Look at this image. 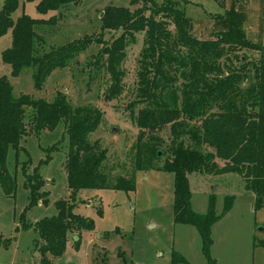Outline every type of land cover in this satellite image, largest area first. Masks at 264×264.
I'll return each mask as SVG.
<instances>
[{
	"label": "trees",
	"instance_id": "1",
	"mask_svg": "<svg viewBox=\"0 0 264 264\" xmlns=\"http://www.w3.org/2000/svg\"><path fill=\"white\" fill-rule=\"evenodd\" d=\"M78 1L37 0L35 8L38 14H44L50 10L59 11L67 4ZM128 1L131 4L140 2V5L132 10L121 5L104 6L100 29L120 28V31L107 43L103 42L98 54L101 60H96L113 78L108 92L112 96L118 86L120 71L117 65L124 56L127 36L130 39L135 32L143 31L136 72V95L142 105L134 115L136 125L150 130L169 123L173 139L178 138L183 128L195 144L203 143L213 148L200 150L178 139L171 146L170 158L162 163V169L171 171L173 175L172 219L195 227L201 251L207 264H212L210 226L229 208L233 196L225 194L221 209L216 213L215 196L209 193L205 211L197 212L190 205L186 173L190 170L238 172L242 175L244 187L253 193V208L264 207V45L246 39L235 16L239 12L233 8L239 6L238 0H230V8L222 15H216L218 29L210 37L193 35L189 19L171 0H164V4L157 7L152 5L155 0ZM18 2L3 0L0 6V34L12 28L11 45L2 51V58L11 66L13 74H18L22 66L34 68L35 85L40 87L52 69L68 65L83 51L85 40L82 36L45 49L44 37L34 27L36 24H55L59 13L32 17L22 11L14 19L11 13ZM169 23L173 31L168 28ZM240 48L258 52L257 59L250 62V68L246 60L237 66L232 65L230 56L238 59L236 51ZM220 58L223 60L220 61ZM98 119L96 109L73 107L63 95H57L52 101L25 94L14 97L10 81L0 74L2 190L6 194L15 191L16 176L8 169L7 155L10 147L18 154L22 148L20 139L27 132V125L34 131H40L53 129L62 122L66 125L68 187L75 191L82 187L106 186L101 167L105 150L88 140V133ZM189 121L194 122L188 124ZM216 157L221 158L223 164ZM26 161L21 165L25 173L24 185L29 189L31 200L36 201L39 193L35 187L43 183V177L38 166L28 172ZM112 186L129 188L120 180ZM56 206L57 214L39 218L33 225L41 240H38L41 259L46 253L61 255L71 230L92 227L90 219L73 210L74 203H64L59 199ZM258 242L264 245L263 239ZM177 262L187 264L178 251L171 249L170 263Z\"/></svg>",
	"mask_w": 264,
	"mask_h": 264
},
{
	"label": "rangeland",
	"instance_id": "2",
	"mask_svg": "<svg viewBox=\"0 0 264 264\" xmlns=\"http://www.w3.org/2000/svg\"><path fill=\"white\" fill-rule=\"evenodd\" d=\"M171 1L189 19L190 32L197 37L212 36L219 25L216 15H222L230 8V0ZM238 1L239 6L233 8L239 12L235 16L246 39L264 45V0ZM36 2L19 0L11 15L15 19L22 11L32 17L59 13L55 24L43 23L34 27L44 37L45 49L82 36L85 47L68 65L52 69L41 86L37 87L33 77L34 68L22 66L18 74H13L11 66L2 58V51L12 41V28L9 27L0 34V74L10 81L14 97L25 94L52 101L57 95H63L73 107L84 106L97 110L99 119L88 133V140L105 150L101 167L106 186L82 187L75 191L68 187L65 123L40 131H34L27 125V132L20 139L22 148L15 154L10 147L7 155L8 169L16 176L15 191L6 194L0 187V264H33L32 256L36 251L39 252V233L33 225L39 218L57 214L56 202L59 199L64 200V203H74L73 210L92 223L91 228L73 229L68 233L62 254L68 261L74 260L69 264H171V248L189 253L193 261L197 262L200 253H197L196 232L191 225H178L172 219L173 175L171 171L162 169V163L170 158L171 146L178 139L200 150L213 148L203 143L195 144L183 128L178 138L173 139L169 123L150 130L136 125L134 115L142 105L136 95V72L143 31L135 32L130 39L127 36L124 56L117 65L120 71L118 86L112 96L108 92L113 78L96 60H101L98 54L103 42L107 43L120 31V28L100 29L104 6L121 5L132 10L140 2L79 0L59 11H47L44 14L36 12ZM163 2L155 0L152 5L157 7ZM146 5L151 6L150 3ZM168 28L171 31L174 29L171 23ZM236 54L238 59L229 55L232 65L237 66L246 60L249 68L250 62L258 57V52L250 48H240ZM112 126L117 127V130L112 131ZM155 150H159L158 155L154 153ZM216 158L223 164L221 158ZM24 161L27 162L28 172L38 166L43 177V183L35 187L39 193L36 201L31 200L29 189L24 185L25 173L21 167ZM192 172L203 171L190 170L187 173ZM227 172H220L223 177L213 176L210 181L215 182L220 189L230 187L227 190L234 191L232 187H237L239 176L242 178V175L234 171ZM116 180L129 188L113 187ZM192 189L193 193L198 190L197 187ZM219 194L217 207L222 202ZM253 216L254 234L258 242L259 239L264 240V207L256 208ZM83 232H88V235H83ZM83 236L87 239H83ZM41 260L48 263V260Z\"/></svg>",
	"mask_w": 264,
	"mask_h": 264
},
{
	"label": "crops",
	"instance_id": "3",
	"mask_svg": "<svg viewBox=\"0 0 264 264\" xmlns=\"http://www.w3.org/2000/svg\"><path fill=\"white\" fill-rule=\"evenodd\" d=\"M227 173H230V171ZM217 175L223 177V174L220 173L192 172L186 174L190 189V205L192 209L197 212L205 211L209 193H213L215 196L214 210L216 213L220 211L222 205L221 202L219 207L216 206V199L220 197L219 193H221L222 199L225 194H232L233 196L229 208L218 216L210 226L211 243L209 245V253L213 258L212 264H264V248H258L264 247V245L256 242L254 234L255 221L253 213L255 209L252 205L253 193L244 187V181L240 176L237 187H232L235 188L234 191H228L227 188L230 187H223V189H220L215 182H213V184L210 181L213 176ZM196 187L198 190L193 193L192 188ZM192 194H197L199 196H192ZM242 203L243 206H241ZM175 223L178 225L189 224L183 222ZM189 225L193 227V231L194 233L196 232V237L198 238L197 253L200 254H198L199 258L197 262L193 261L189 253L180 251L177 248L171 249L178 251L186 259L187 264H207L200 248V238L197 230L192 224ZM181 227L184 228L185 226ZM83 235H88V232H83ZM83 239L87 238L83 236ZM32 258L33 264H51V262L52 264H69L68 262L74 261H68L63 254L52 255L46 253L43 259L48 260V263H44V261L41 260V253L37 251ZM177 263L183 264L182 262Z\"/></svg>",
	"mask_w": 264,
	"mask_h": 264
},
{
	"label": "water",
	"instance_id": "4",
	"mask_svg": "<svg viewBox=\"0 0 264 264\" xmlns=\"http://www.w3.org/2000/svg\"><path fill=\"white\" fill-rule=\"evenodd\" d=\"M111 130H112V131H115V130H117V127L112 126V127H111ZM158 154H159V150H156V155H158Z\"/></svg>",
	"mask_w": 264,
	"mask_h": 264
}]
</instances>
